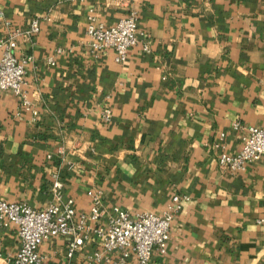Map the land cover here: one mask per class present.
I'll use <instances>...</instances> for the list:
<instances>
[{"label":"crops","instance_id":"0c3cea01","mask_svg":"<svg viewBox=\"0 0 264 264\" xmlns=\"http://www.w3.org/2000/svg\"><path fill=\"white\" fill-rule=\"evenodd\" d=\"M130 12L138 43L126 61L93 51L88 16L111 27ZM32 19L39 32L14 54L33 57L23 91L37 117L0 92V197L42 208L58 173L77 213L100 192L104 224L113 206L161 214L178 194L152 264H264V160L231 173L214 148L239 150L235 122L264 126V0H0V38L6 22ZM18 247L15 228L0 227V264ZM95 248L68 259L67 240L48 238L39 251L49 264H135L120 252L95 263Z\"/></svg>","mask_w":264,"mask_h":264},{"label":"built area","instance_id":"2783aa9c","mask_svg":"<svg viewBox=\"0 0 264 264\" xmlns=\"http://www.w3.org/2000/svg\"><path fill=\"white\" fill-rule=\"evenodd\" d=\"M5 26L8 33L0 38V92H12L20 99L22 108L30 111L35 119L37 112L23 91L27 67L34 60L30 55L16 57L14 52L19 40L31 39L39 32V21L32 19L24 29L9 27L7 22ZM85 34L93 51L99 53L111 50L114 61L123 63L129 50L138 43L136 13L130 12L111 27L96 22L90 15ZM142 50L149 52L146 45ZM48 63L55 65L52 58L48 59ZM102 118L105 122L110 121L109 108L103 110ZM232 129L240 133L241 145L236 153L228 154L223 145H214L219 150L218 163L222 168L238 173L243 172L250 163L264 160V126L235 122ZM223 137L224 134H220V138ZM47 158L51 159V155ZM49 192L51 199L42 208H32L22 202H8L0 197V227H14L19 242L17 252L7 264H49L48 258L39 251V246L48 238L67 240L68 259L89 244L96 247L90 255L91 261L95 263L107 262L110 253L120 252L121 258L132 255L135 264H152L154 252L165 254L173 213L182 209L186 200L184 196L173 195L167 210L161 214L145 212L131 215L113 206L107 212L105 223L100 224L104 213L100 192L89 193V209L81 213L76 212L71 198L63 197V182L58 173L51 175Z\"/></svg>","mask_w":264,"mask_h":264}]
</instances>
